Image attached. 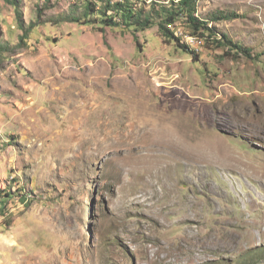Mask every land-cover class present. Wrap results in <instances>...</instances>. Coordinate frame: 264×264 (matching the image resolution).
<instances>
[{"label": "rangeland", "instance_id": "374dc122", "mask_svg": "<svg viewBox=\"0 0 264 264\" xmlns=\"http://www.w3.org/2000/svg\"><path fill=\"white\" fill-rule=\"evenodd\" d=\"M77 2L0 0V264H264V0L195 61Z\"/></svg>", "mask_w": 264, "mask_h": 264}, {"label": "trees", "instance_id": "16d2710c", "mask_svg": "<svg viewBox=\"0 0 264 264\" xmlns=\"http://www.w3.org/2000/svg\"><path fill=\"white\" fill-rule=\"evenodd\" d=\"M9 2L12 3L19 14V0H9ZM77 4H82L83 14L76 15L73 13L71 17L73 22L102 23L109 27L124 26L132 32L138 47L140 43L137 32L157 24L158 31L163 39L168 43L173 42L177 47L192 54L194 61L198 58L195 49L182 41L181 36L176 35L178 27L175 24L182 19L181 17L184 18L187 34L198 38L200 44L204 39L203 42L206 44L211 42L217 48H220L223 45L227 46V43L230 42L225 33L221 35L222 38L217 39V31L214 27L209 26L208 20H226L232 18L233 14L219 11L207 19L200 18L196 15L194 0H170L168 3L151 2L148 7L143 0L138 2L134 0H82V3L77 2L75 5L77 6ZM28 33L29 31L25 30L24 35L27 36ZM24 35H22V40H24ZM3 193L7 197L11 195L10 191L4 190Z\"/></svg>", "mask_w": 264, "mask_h": 264}]
</instances>
